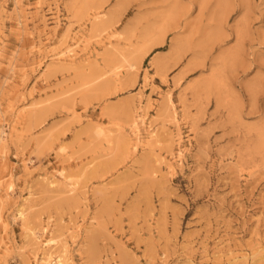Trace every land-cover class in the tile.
Instances as JSON below:
<instances>
[{"label":"rangeland","instance_id":"rangeland-1","mask_svg":"<svg viewBox=\"0 0 264 264\" xmlns=\"http://www.w3.org/2000/svg\"><path fill=\"white\" fill-rule=\"evenodd\" d=\"M0 264H264V0H0Z\"/></svg>","mask_w":264,"mask_h":264}]
</instances>
